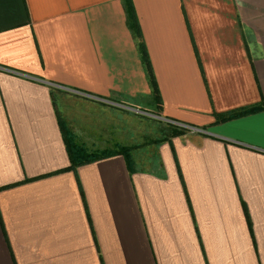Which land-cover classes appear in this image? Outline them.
I'll list each match as a JSON object with an SVG mask.
<instances>
[{
  "label": "crops",
  "instance_id": "0c3cea01",
  "mask_svg": "<svg viewBox=\"0 0 264 264\" xmlns=\"http://www.w3.org/2000/svg\"><path fill=\"white\" fill-rule=\"evenodd\" d=\"M132 1L157 99L125 0H0V264H264V0Z\"/></svg>",
  "mask_w": 264,
  "mask_h": 264
},
{
  "label": "trees",
  "instance_id": "16d2710c",
  "mask_svg": "<svg viewBox=\"0 0 264 264\" xmlns=\"http://www.w3.org/2000/svg\"><path fill=\"white\" fill-rule=\"evenodd\" d=\"M125 1H126L128 24L130 28L132 29V31L134 32V34L136 35V37H138V39L140 40L139 48H140V52L142 55V60L146 65L148 78L153 88L154 95L156 96V99H157L158 95H160L158 86H157V80L155 77V73H154L150 58H149L146 44L143 40L142 29H141L140 22L138 20L137 12H136V9L134 7L132 0H125ZM258 109H260V107L255 106V107H250V108L238 109V110H234V111L227 112V113H218L217 119L218 120L229 119L232 117H236V116H240L246 113L256 111ZM168 124L170 127L171 135H181V134L186 133L187 131V128L181 127L177 124H174V123H168ZM64 132H65L64 134H65V138H66V142L68 146V153L71 159V165L68 168H65L63 170H76V168L81 164L89 163V162L107 157L114 153V151L112 150H104V151L90 150L86 145L77 141L76 136L71 134L69 131L65 130ZM129 151H130V148L126 146L125 147L121 146L119 147V150H118V152L123 153L126 156L128 163H131L132 158H131V154Z\"/></svg>",
  "mask_w": 264,
  "mask_h": 264
},
{
  "label": "rangeland",
  "instance_id": "374dc122",
  "mask_svg": "<svg viewBox=\"0 0 264 264\" xmlns=\"http://www.w3.org/2000/svg\"><path fill=\"white\" fill-rule=\"evenodd\" d=\"M142 107L144 106L142 105ZM146 107H145L146 108L145 114L144 113L143 114L134 113L131 115V119H130L131 127L128 124V117L126 115L119 116L120 118H124L125 123H127V125L124 126L125 131L129 135L127 140H125L127 144L139 143L141 138L138 137L137 134L134 132L136 129H140V128L143 129L144 132L146 131V135H149L150 138H152V136H155V135L159 137L160 132L162 133L161 135H167L170 132V127L168 123L162 117H160L159 114L154 113V112H149L147 109H152L151 107L149 106H146Z\"/></svg>",
  "mask_w": 264,
  "mask_h": 264
},
{
  "label": "built area",
  "instance_id": "2783aa9c",
  "mask_svg": "<svg viewBox=\"0 0 264 264\" xmlns=\"http://www.w3.org/2000/svg\"><path fill=\"white\" fill-rule=\"evenodd\" d=\"M172 123H178L177 125H181V126H183V127H186V128H193L192 126H189L188 124L186 125V124H184V123H180V122H175V121H171ZM194 129V128H193Z\"/></svg>",
  "mask_w": 264,
  "mask_h": 264
}]
</instances>
